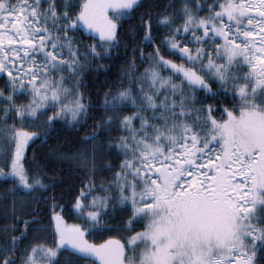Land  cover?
Here are the masks:
<instances>
[{
	"label": "snow or ice",
	"instance_id": "obj_1",
	"mask_svg": "<svg viewBox=\"0 0 264 264\" xmlns=\"http://www.w3.org/2000/svg\"><path fill=\"white\" fill-rule=\"evenodd\" d=\"M0 218V264H264V0H0Z\"/></svg>",
	"mask_w": 264,
	"mask_h": 264
},
{
	"label": "trees",
	"instance_id": "obj_2",
	"mask_svg": "<svg viewBox=\"0 0 264 264\" xmlns=\"http://www.w3.org/2000/svg\"><path fill=\"white\" fill-rule=\"evenodd\" d=\"M124 23H125V29H126L129 23L134 24L135 21L130 20V21H125ZM81 38L84 39V37H81ZM123 43L127 44L128 41L125 40L123 41ZM117 51L119 55L116 58H114L113 60L102 61V63L106 67H109V71L105 72L103 70H100V71L89 70L85 74V82L88 85L89 94L92 96V99L94 101L92 116L99 115L98 108H99L100 97L97 96V89L106 80H108V82L111 83V79H108V78L115 79L117 70L124 63L125 52H126L125 48L121 47ZM127 55L128 57H131L130 50L127 52ZM94 67L95 65H93V68ZM101 95H102V92H101ZM92 123H93V120L88 119L87 124H85L80 129H71V128L60 129L56 134H54L53 138L48 141V145H41L39 142H37V145H36L37 158L38 159H50L49 157L45 155L48 151L49 145L61 146L59 144H56L57 137L62 142V146L65 149L76 146L81 137H83L86 134H90ZM113 135H115V133H113ZM65 138H67V140H65ZM29 155H31V152H29ZM54 166L63 170L58 173V179L63 182L62 184L57 185L55 194L58 196L60 194L61 188L64 187L66 189V186L73 183L75 177L80 175V173L79 172L70 173L67 165L56 163L54 164ZM106 175H110V174H106ZM67 219H68V223L74 222L73 219L71 218H67ZM2 223H3V220L2 218H0V224Z\"/></svg>",
	"mask_w": 264,
	"mask_h": 264
}]
</instances>
